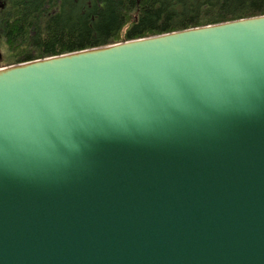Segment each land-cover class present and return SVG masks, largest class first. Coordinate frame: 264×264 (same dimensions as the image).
Masks as SVG:
<instances>
[{"label":"water","instance_id":"95a60500","mask_svg":"<svg viewBox=\"0 0 264 264\" xmlns=\"http://www.w3.org/2000/svg\"><path fill=\"white\" fill-rule=\"evenodd\" d=\"M0 264H264V14L1 66Z\"/></svg>","mask_w":264,"mask_h":264},{"label":"trees","instance_id":"16d2710c","mask_svg":"<svg viewBox=\"0 0 264 264\" xmlns=\"http://www.w3.org/2000/svg\"><path fill=\"white\" fill-rule=\"evenodd\" d=\"M264 14V0H0V66Z\"/></svg>","mask_w":264,"mask_h":264}]
</instances>
